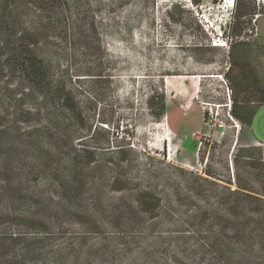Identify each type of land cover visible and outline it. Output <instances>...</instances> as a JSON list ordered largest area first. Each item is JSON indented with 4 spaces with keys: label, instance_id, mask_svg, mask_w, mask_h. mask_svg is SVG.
Here are the masks:
<instances>
[{
    "label": "rangeland",
    "instance_id": "1",
    "mask_svg": "<svg viewBox=\"0 0 264 264\" xmlns=\"http://www.w3.org/2000/svg\"><path fill=\"white\" fill-rule=\"evenodd\" d=\"M225 1L67 0L54 17L77 137L125 152L95 156L102 199L34 264H264V0ZM147 189L159 204L143 211L129 195Z\"/></svg>",
    "mask_w": 264,
    "mask_h": 264
},
{
    "label": "trees",
    "instance_id": "2",
    "mask_svg": "<svg viewBox=\"0 0 264 264\" xmlns=\"http://www.w3.org/2000/svg\"><path fill=\"white\" fill-rule=\"evenodd\" d=\"M66 1L0 0V264L43 263L45 251L56 253L54 236L67 239L65 221L84 219L102 199L107 176L95 156L116 155L120 167L125 152L77 137L83 111L51 47L54 17ZM108 181L113 191L126 183L117 171ZM246 190L229 194L249 197ZM131 196L143 211L159 204L150 189Z\"/></svg>",
    "mask_w": 264,
    "mask_h": 264
},
{
    "label": "built area",
    "instance_id": "3",
    "mask_svg": "<svg viewBox=\"0 0 264 264\" xmlns=\"http://www.w3.org/2000/svg\"><path fill=\"white\" fill-rule=\"evenodd\" d=\"M233 6H234V0H232V1L230 2V5H229V7H226V10L228 11V9H229V10L233 9ZM257 17H258V14H257V15L254 14V16L252 17L251 25H250L249 28L246 30V32H244V34H248L249 36H253V35L256 34V32H257V27H256V24H255V21H256V18H257ZM225 20H227V21H224L223 24L229 21L228 19H225ZM207 23H209V24L211 25V26L209 27L210 29L214 28V30H215L216 32H219V33L222 35V28H223V26H224L223 24H221V23L219 22V23H216L215 25H213L214 23H211L209 20H208ZM244 34L241 36L242 38H245V37H244V36H245ZM221 37L223 38V40H218V42L216 43L215 46H226V45H227V40H224V36H221ZM220 78H222V75H220ZM258 143H259L260 146L263 148V153H264V143H262V142H260V141H258Z\"/></svg>",
    "mask_w": 264,
    "mask_h": 264
},
{
    "label": "bare ground",
    "instance_id": "4",
    "mask_svg": "<svg viewBox=\"0 0 264 264\" xmlns=\"http://www.w3.org/2000/svg\"><path fill=\"white\" fill-rule=\"evenodd\" d=\"M228 1H230V0H226V1H225V4H224L225 6H224V7H227V6L230 5V2H229V4H228ZM224 7L222 6L223 9H224ZM220 8H221V7H220Z\"/></svg>",
    "mask_w": 264,
    "mask_h": 264
},
{
    "label": "crops",
    "instance_id": "5",
    "mask_svg": "<svg viewBox=\"0 0 264 264\" xmlns=\"http://www.w3.org/2000/svg\"><path fill=\"white\" fill-rule=\"evenodd\" d=\"M264 107V105L263 106H260L254 113H253V115L258 111V110H260L261 108H263ZM252 115V116H253ZM259 141V140H258ZM261 142V141H260ZM262 143H264V142H262Z\"/></svg>",
    "mask_w": 264,
    "mask_h": 264
}]
</instances>
